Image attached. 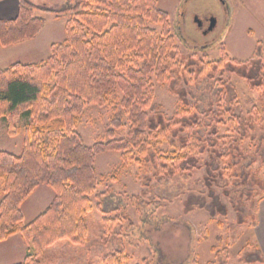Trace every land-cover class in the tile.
Here are the masks:
<instances>
[{
    "label": "trees",
    "instance_id": "obj_1",
    "mask_svg": "<svg viewBox=\"0 0 264 264\" xmlns=\"http://www.w3.org/2000/svg\"><path fill=\"white\" fill-rule=\"evenodd\" d=\"M35 10L62 12L67 19L64 39L51 43L46 59L0 68V117L7 120L8 134L18 133L16 119L30 118L20 153L0 150L4 191L0 241L20 230L31 245V251L16 264H49L47 250L61 240L85 243L86 216L93 207L91 195L98 183L95 160L104 151L120 152L123 163L149 164L151 174L158 178L190 174L195 168L205 167L204 184L211 200L190 193L185 211L198 206L211 216L226 215L227 205L214 187L221 186L222 194L239 193L236 198L230 197L236 224L254 225L256 195L264 197V178L250 166L257 158L264 164V133H249L255 127L256 109L242 113L225 72L247 79L249 87L261 90L264 97V61L259 45L253 57L242 63L229 59L223 46L218 60L210 61L206 55L194 59L180 51L168 13L157 6V0H75L59 10L19 0L13 18H0L1 45L32 39L39 33L45 19ZM148 22L159 24L160 31ZM207 69L209 78L218 71L216 109L214 102L210 103L202 118L184 107L168 119L160 113L148 115V109H153V78L160 84L170 82L172 91L190 106L186 90L175 89L176 82L186 71L199 77ZM114 90L122 93L119 104L128 115V132L124 137H114V130L122 126L120 114H115L106 130L108 140L87 145L76 131L78 119L86 104H105ZM218 126H225L227 133L220 134ZM243 137L254 140L252 151L242 144ZM164 141L174 148L172 155L155 150L154 144ZM204 152L208 158L201 161ZM151 179L145 176L143 184L148 185ZM41 182L51 185L56 194L43 212L19 228L23 220L21 203ZM230 183L232 189H228ZM119 223L118 216L112 219L113 226ZM243 251L240 261L264 262L261 252L249 244ZM219 252L215 253L218 264H226ZM127 259L119 244L102 256V263L123 264Z\"/></svg>",
    "mask_w": 264,
    "mask_h": 264
},
{
    "label": "rangeland",
    "instance_id": "obj_2",
    "mask_svg": "<svg viewBox=\"0 0 264 264\" xmlns=\"http://www.w3.org/2000/svg\"><path fill=\"white\" fill-rule=\"evenodd\" d=\"M30 1L59 10L68 1L75 0ZM157 6L168 13L171 33L183 54L191 55L194 59L206 55L213 61L222 56L223 46L229 59L242 63L253 57L256 46L259 45L264 61V0H157ZM34 13L45 19L43 27L34 38L19 44L3 46L0 43V68L9 67L16 62H40L50 54L51 43L64 39L67 14L40 10H35ZM208 17L215 20L211 30L208 29ZM196 18L201 21V25ZM148 24L158 31L161 29L159 24ZM208 71L210 69L199 77L186 71L185 76H181L176 82L175 89L186 90L185 96L190 106H186L179 94L172 91L170 82L160 84L153 78V109H148V115L160 113L168 119L178 108L184 107L192 109L191 112L196 111L202 118L205 115L203 110L210 103L214 102L212 106L216 109L219 86L215 81L218 71L212 78H209ZM225 75V79L235 88L236 100L241 105L242 113L246 114L251 108L256 109L255 127L249 133H264V97L261 90L250 88L247 79L235 73L226 71ZM121 96L119 90H114L109 94L107 103L85 105L76 131L87 145L108 140L106 130L115 114H120L122 126L114 130V137L126 136L129 122L128 115L119 104ZM29 120L27 116L16 119L18 133L10 135L7 132V120L0 117V150L20 153L24 128ZM218 127L220 134L227 133L225 126ZM242 144L252 151L254 140L243 137ZM154 148L164 155H172L174 152V148L166 141L154 144ZM200 156L201 161L208 158L207 152ZM250 167L252 170L258 169V173L264 178V164L260 162V158ZM151 168L149 164L145 166L141 162L123 163L118 151L99 153L95 160L98 183L91 195L93 207L86 216L87 239L84 244H73L66 240L52 244L47 250L46 262L103 264L102 256L122 244L128 255L123 264H143V260H147L146 264H218L216 251H220L226 264H237L239 254L245 252L240 253L247 240L255 243L253 228L236 224V210L230 197L236 198L239 193L234 191L229 196L221 193V186H214L215 192L227 205L226 215L218 213L211 216L205 208L198 206L186 212L185 200L190 193L202 194L207 196L208 201L211 200L204 184L205 167L195 168L190 174L177 173L159 178L151 174ZM145 176L152 177L148 185L143 184ZM222 184L221 180L220 185ZM232 188L233 183H230L228 189ZM55 194L51 185L39 183L21 203L23 220L19 228L43 212ZM97 194L101 196L100 199ZM3 195V183L0 179V200ZM256 196L259 202L261 197ZM245 202L249 203L248 199ZM116 216L120 223L113 226L112 219ZM251 244L249 247H252ZM7 247L14 252L7 264L23 261L31 251V245L22 237L20 230L8 241L0 243L1 251Z\"/></svg>",
    "mask_w": 264,
    "mask_h": 264
},
{
    "label": "crops",
    "instance_id": "obj_3",
    "mask_svg": "<svg viewBox=\"0 0 264 264\" xmlns=\"http://www.w3.org/2000/svg\"><path fill=\"white\" fill-rule=\"evenodd\" d=\"M18 7H19V0H0V18H4V19L13 18L17 14ZM19 43L20 42L16 44H19ZM16 44H13V45H16ZM246 227L253 228V233H255V243L251 242L252 243L251 244L249 241L250 239H248L247 242L242 246V248L246 244H249V245L251 244L253 249H258L261 252V254L264 256V197H261L259 199L256 213H255L254 225H246ZM11 236H8L6 239L1 240L0 243H3L4 241H8V239ZM242 248H241L240 253L242 252ZM13 253L14 252H11L8 247L5 250H2V251L0 250V264H7L8 259ZM240 255L241 254H239V257ZM237 264H264V262L249 263V262H243L239 260Z\"/></svg>",
    "mask_w": 264,
    "mask_h": 264
},
{
    "label": "water",
    "instance_id": "obj_4",
    "mask_svg": "<svg viewBox=\"0 0 264 264\" xmlns=\"http://www.w3.org/2000/svg\"><path fill=\"white\" fill-rule=\"evenodd\" d=\"M196 20H197L198 24L201 25V21L198 20L197 18H196ZM214 23H215V20H214L213 17H211V19H210V24H209V27H208L209 30H211V29L213 28Z\"/></svg>",
    "mask_w": 264,
    "mask_h": 264
},
{
    "label": "flooded vegetation",
    "instance_id": "obj_5",
    "mask_svg": "<svg viewBox=\"0 0 264 264\" xmlns=\"http://www.w3.org/2000/svg\"><path fill=\"white\" fill-rule=\"evenodd\" d=\"M208 19H209V21H210L211 17H208Z\"/></svg>",
    "mask_w": 264,
    "mask_h": 264
}]
</instances>
